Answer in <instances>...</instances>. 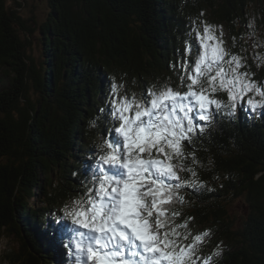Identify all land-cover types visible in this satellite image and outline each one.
I'll list each match as a JSON object with an SVG mask.
<instances>
[{
	"label": "trees",
	"instance_id": "16d2710c",
	"mask_svg": "<svg viewBox=\"0 0 264 264\" xmlns=\"http://www.w3.org/2000/svg\"><path fill=\"white\" fill-rule=\"evenodd\" d=\"M20 1L0 0V74L10 78L0 90V243L6 235L21 241L18 254L5 255L10 264H70L54 229L63 205L87 191L81 181L111 126L106 114L97 119L110 83L123 85L120 95L165 82L176 88L173 65L191 59L184 48L198 45L192 29L201 21L223 25L243 71L264 80L262 57L255 53L258 67L247 40L264 41V0H47L39 62L21 36L33 30ZM191 151L198 163H185L204 187L182 190L177 222L187 220L193 234L210 231L200 255L219 248L214 264H264V117L217 113ZM236 202L246 208L238 227Z\"/></svg>",
	"mask_w": 264,
	"mask_h": 264
},
{
	"label": "snow or ice",
	"instance_id": "6c2138e0",
	"mask_svg": "<svg viewBox=\"0 0 264 264\" xmlns=\"http://www.w3.org/2000/svg\"><path fill=\"white\" fill-rule=\"evenodd\" d=\"M216 27L201 21L192 29L198 45L189 42L183 55L191 59L173 65L176 88L165 82L139 96L120 95L123 85L110 83L97 119L106 114L111 126L91 154L90 179L81 181L87 191L63 205L54 229L74 264H214L221 255L217 248L202 257L210 231L193 234L187 220L177 222L182 190L204 187L185 163L189 156L198 163L195 152L185 148L217 113L235 118L239 108L264 117V80L241 71L245 58L224 46ZM253 59L260 67L255 53ZM90 125L97 127L96 120Z\"/></svg>",
	"mask_w": 264,
	"mask_h": 264
},
{
	"label": "rangeland",
	"instance_id": "374dc122",
	"mask_svg": "<svg viewBox=\"0 0 264 264\" xmlns=\"http://www.w3.org/2000/svg\"><path fill=\"white\" fill-rule=\"evenodd\" d=\"M22 7L19 10V14L24 20H28L30 22L32 33L21 34L22 38L28 39L29 44L27 46V53L33 57L36 61L42 60L43 54V35H42V27L47 21L49 15V4L47 0H21ZM223 32V40L225 41L224 46L228 49V31L223 25H217L216 33L219 34L221 31ZM253 39V38H252ZM251 44L253 52L258 53L262 57V62H264V41L258 36H255L254 40L247 39ZM257 47H253V45H257ZM245 63V62H244ZM244 68L241 69L243 71ZM253 79V76H252ZM10 81L9 77L0 74V90L5 88ZM246 99V98H245ZM260 110H258L259 112ZM239 113V108L237 109L236 116ZM252 116H260L258 114L251 113ZM200 124H204V122H199ZM35 205L39 207L41 205L40 202H35ZM246 215V208L241 202H236L230 207V216L232 221H234L236 227H238L239 223L242 222L243 218ZM57 247L61 249L60 243H57ZM58 248V249H59ZM21 249V241L19 237L16 235H6L3 237L0 243V264H10L9 261L5 258L6 253L9 251H14L16 254L20 252ZM55 251V248L53 249ZM67 251V250H66ZM64 256V254H63ZM66 261L70 264H74L73 259L69 258L65 253Z\"/></svg>",
	"mask_w": 264,
	"mask_h": 264
}]
</instances>
